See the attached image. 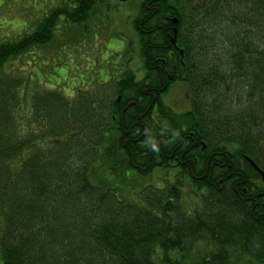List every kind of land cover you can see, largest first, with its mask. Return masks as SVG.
Listing matches in <instances>:
<instances>
[{"label": "trees", "instance_id": "obj_1", "mask_svg": "<svg viewBox=\"0 0 264 264\" xmlns=\"http://www.w3.org/2000/svg\"><path fill=\"white\" fill-rule=\"evenodd\" d=\"M104 1L61 0L31 33L0 43V264H264V210L250 218L210 185L221 174L256 179L245 158L264 162V0H191L189 8L185 0H141L130 15L150 77L174 36L183 50L175 79L186 87L189 109L176 114L159 103L157 112L169 130L166 145L188 133L187 148L205 145L187 170L192 190L209 194L193 218L183 211L184 170L156 190V166L131 172L146 165L139 156L145 148L114 142L116 135L141 136L131 126L138 107L143 118L150 115L151 101L127 105L131 94L142 97L145 80L127 72L118 82L78 85L60 67L68 96L51 87L30 91L26 77L4 71L52 44L57 25L80 28V38L90 34L97 9L110 11ZM167 168L161 165L162 177ZM141 181L135 199L120 198L125 183Z\"/></svg>", "mask_w": 264, "mask_h": 264}, {"label": "rangeland", "instance_id": "obj_2", "mask_svg": "<svg viewBox=\"0 0 264 264\" xmlns=\"http://www.w3.org/2000/svg\"><path fill=\"white\" fill-rule=\"evenodd\" d=\"M190 2L191 0H185L182 4L185 8H189ZM60 3L61 0H46L42 3L40 0H0V43L13 41L24 33H31L39 19ZM104 3L108 5L110 11L105 13L104 8L97 9L93 17L96 16V21L93 20L92 27L89 29L90 34L80 38L78 37L80 28L57 25L52 44L43 51L37 52L33 57L28 56V58L8 64L4 71L18 74L22 78L26 77L29 80V86H27L30 91L31 88L48 89L51 87L53 90H64L62 93L68 96L71 93L70 88L66 89L70 85L69 79L71 81L73 79L78 85L83 81L85 86H89L102 81H111L113 77L117 78L118 70L122 69L125 72L130 70L137 72L139 75L141 62L135 56H138V41L130 26V15L137 8V1L105 0ZM50 59L52 60L48 62ZM37 62L42 66L36 65ZM47 66L55 68V71L46 68ZM60 67L67 71V76H69L64 83L56 77V75L61 77L65 74L63 70L60 71ZM33 74H36L37 78ZM26 92L29 93L28 90ZM164 101L176 114L189 109L186 88L183 85L172 86ZM161 175L159 172L158 178H161ZM145 181L125 183V187L118 191L120 198L135 199L136 191L141 190ZM183 192L192 202V197L187 196L189 190L184 189ZM184 200L182 204L186 206L187 201Z\"/></svg>", "mask_w": 264, "mask_h": 264}, {"label": "flooded vegetation", "instance_id": "obj_3", "mask_svg": "<svg viewBox=\"0 0 264 264\" xmlns=\"http://www.w3.org/2000/svg\"><path fill=\"white\" fill-rule=\"evenodd\" d=\"M136 1H137L136 6L139 7L141 5V0H136ZM166 19H169V17ZM166 50H167L166 62L165 60H162L161 65L156 66L154 68L150 66L153 76L152 75L151 77L149 76L147 69H145L141 65V63H140L141 68L139 70L140 73L139 75L137 72H133L131 70L129 71L133 75L135 82H142L143 80H145L144 83L145 86L143 88H138V90L141 89L139 92L142 97H138L137 99H135L133 97L134 94H131V98L129 99L127 106L133 109L135 106H139V105L146 107V105H149V100L151 101V105L149 106V108H151L150 115L148 117L143 118V115L145 114H140L138 107L136 112L137 113L136 121L133 122L131 126V128L134 129V133L136 136L141 133L140 136L141 138L140 137L139 138L136 137L134 139L131 137L128 138L127 135L128 133H125L124 134L125 138L121 140L120 136L116 135L119 133L117 128L115 127L116 128L115 131H113V128L111 130L112 133L116 135L114 138V142L117 144L119 141H121L125 149H128L132 142L134 143L133 146L134 148H140V149L143 147L145 148L144 151L139 156L146 160V165L143 166L141 163H137L136 165L133 166L131 172L135 175L137 170L146 171L149 167L156 166L154 169L153 168L150 169L152 185L155 187L156 190L160 189V187L163 186L165 179L172 181L177 174H179L184 170L183 177H186L185 179L186 188L193 196H192V202L187 197H185V199L187 200V206H184L183 211L186 213L188 217L193 218L196 216V213L201 215L202 206L204 205L205 199L209 196V194L204 188H202L199 192H194L192 190V183H191V179L187 176V170L192 172L194 167V162L196 163L198 157L203 155V153L197 154L196 150L199 151L201 150V152H204L205 145L202 143V141H200V145H199L200 147L198 148L196 146V143L193 142L191 147L187 148L186 145L193 136V133L184 134V136H181L182 138L173 140L172 142L167 143V145L165 144L166 140L168 139L167 131L169 130H167L164 127V125L160 123L161 119H159L157 107L158 104L161 103L163 107L175 113L174 110L170 106H168V104L165 103L164 99L170 93L171 87L169 84L172 82L174 83L177 74L185 66L184 64H182L184 59L182 49L173 45L170 48L166 47ZM137 54H139V49ZM135 56L139 58V56L137 55ZM176 60H178L179 63ZM118 71L119 72L116 75L117 78L113 77L111 81L107 80L109 83H111L112 81L118 82L121 79L120 77L125 73H127L123 69ZM176 82L178 85H183L185 87L183 82L178 80H176ZM157 96H158V101H157ZM144 98L146 99L145 101L143 100ZM119 102H121V97L119 100L116 101L117 104ZM135 103H137V105H135ZM149 120L151 122L150 125H146L147 122H149ZM191 156H195V157L191 158ZM221 159H222L221 155L219 154L218 159L214 160L215 161L214 164H216L219 169L220 167L223 166V164L221 163ZM163 164L167 165L168 167L167 168L168 178L162 177L161 178L162 181H159L157 177L159 172L161 171L160 167L161 165L163 166ZM186 164H188L189 169H187ZM256 166L261 172L264 173V162L262 163V165L260 166L256 165ZM250 167L252 168L251 165ZM252 170L257 174L258 178L248 180V182L244 180L239 182L237 181L238 174L229 173L225 177H222L223 174H221L217 178V180L214 181V183L213 181L210 183L211 187L213 186L215 188L216 193L218 194L227 193L234 204L240 205V207L238 208H241L243 210L247 209L246 211L248 215H250V218L253 215L252 213L253 210L255 209L259 211L264 210V180H262V177L258 174V172H256L253 168ZM131 172H129V174H131ZM160 173L163 174L162 172ZM203 175L204 177L206 176V174ZM195 179L197 178L195 177ZM239 187H243L240 192L237 190V188Z\"/></svg>", "mask_w": 264, "mask_h": 264}, {"label": "water", "instance_id": "obj_4", "mask_svg": "<svg viewBox=\"0 0 264 264\" xmlns=\"http://www.w3.org/2000/svg\"><path fill=\"white\" fill-rule=\"evenodd\" d=\"M172 23H173V25H176L177 24V20L176 19L175 20H172ZM174 38H175V36H174ZM174 38L172 39V44H174ZM246 160L249 162V164L252 166V168L256 172H258V174L262 177V180H264V173L261 172L260 170H258V168L256 167V165L251 160H249V159H246Z\"/></svg>", "mask_w": 264, "mask_h": 264}, {"label": "bare ground", "instance_id": "obj_5", "mask_svg": "<svg viewBox=\"0 0 264 264\" xmlns=\"http://www.w3.org/2000/svg\"><path fill=\"white\" fill-rule=\"evenodd\" d=\"M175 82H176V80H174V83L172 82L173 84H172V83H170V84H169V85H170V87L177 85V82H176V83H175ZM119 99H120V97L118 96V97H117V100H119ZM117 100H116V101H117Z\"/></svg>", "mask_w": 264, "mask_h": 264}]
</instances>
